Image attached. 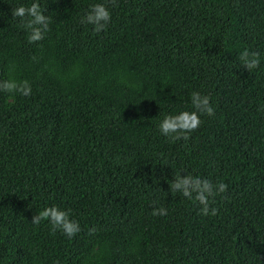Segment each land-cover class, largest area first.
Here are the masks:
<instances>
[{
	"label": "trees",
	"instance_id": "1",
	"mask_svg": "<svg viewBox=\"0 0 264 264\" xmlns=\"http://www.w3.org/2000/svg\"><path fill=\"white\" fill-rule=\"evenodd\" d=\"M39 2L49 28L29 43L11 9L31 0H0V80L31 84L0 91V264H264V0ZM94 2L101 31L80 22ZM193 92L213 114L161 135ZM176 174L226 185L215 215L169 191ZM52 204L78 233L31 223Z\"/></svg>",
	"mask_w": 264,
	"mask_h": 264
},
{
	"label": "clouds",
	"instance_id": "2",
	"mask_svg": "<svg viewBox=\"0 0 264 264\" xmlns=\"http://www.w3.org/2000/svg\"><path fill=\"white\" fill-rule=\"evenodd\" d=\"M11 16L20 18V26L25 31L26 39L29 43L40 41L48 31L50 17L45 14V10L41 7L39 0H31V3L27 6L23 3L18 4L11 9ZM110 18L111 12L106 4L94 2L90 4L89 10L84 13L80 22L91 24L95 31H101L106 27ZM239 60L247 70L254 69L259 63L258 54L249 52L247 49L239 53ZM0 91L28 96L31 94V84L27 80L18 81L10 77L0 80ZM191 107L193 111L163 114L157 124L159 133L173 140L187 139V135L181 137V133L195 131L200 126L201 116L213 114V106L210 104L209 98L198 92L191 94ZM225 189L226 185L223 182H218L214 185L207 178L190 174H176L169 185L171 193H178L185 199L197 201L201 206L199 212L202 215L216 214V208L210 207L209 201L214 194L222 193ZM153 215L164 216L166 215V209H153ZM44 218L48 220L53 231L60 230L68 237H72L80 231L79 222L70 217L69 210L56 204L40 209L32 216L31 223H39Z\"/></svg>",
	"mask_w": 264,
	"mask_h": 264
}]
</instances>
